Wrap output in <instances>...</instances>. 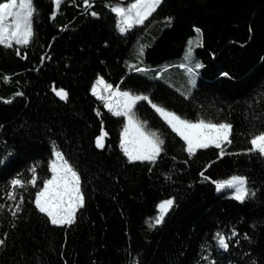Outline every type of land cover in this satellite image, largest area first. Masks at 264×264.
<instances>
[{
	"label": "trees",
	"instance_id": "1",
	"mask_svg": "<svg viewBox=\"0 0 264 264\" xmlns=\"http://www.w3.org/2000/svg\"><path fill=\"white\" fill-rule=\"evenodd\" d=\"M117 1L89 0L86 9L84 0H62L57 10L54 0H33L30 44L0 46V264H264V156L248 152L264 133V0H163L125 33L111 10ZM189 42L203 67H192L197 84L185 96L166 78L186 77ZM100 75L184 119L231 124L232 154L209 148L189 157L142 100L134 113L164 151L154 164L129 163L120 148L126 118L92 94ZM54 145L85 196L71 226L52 225L34 204L51 175ZM236 175L255 193L243 203L216 190ZM13 179L25 182L15 201L8 199ZM168 199L172 209L153 227Z\"/></svg>",
	"mask_w": 264,
	"mask_h": 264
},
{
	"label": "snow or ice",
	"instance_id": "2",
	"mask_svg": "<svg viewBox=\"0 0 264 264\" xmlns=\"http://www.w3.org/2000/svg\"><path fill=\"white\" fill-rule=\"evenodd\" d=\"M57 10H59L62 0H54ZM163 0H135L127 9L122 7H113L111 10L117 15V27L121 33L131 29L134 25H141L152 15L153 12L161 5ZM85 8L90 7L89 0H84ZM36 13L33 0H8V2L0 3V46L11 48L13 44L28 46L34 36L33 19ZM93 16L95 12L91 13ZM170 19V18H169ZM199 32V29H197ZM17 55L20 50L17 49ZM26 58V57H25ZM187 59L191 58V50H189ZM186 67V65H182ZM203 65L196 63L195 69L202 68ZM143 71V69H137ZM189 73H193L192 67H187ZM108 93L105 107L114 116H123L126 118L120 148L127 157L129 163L140 161L154 164L164 151V141L154 132H146L144 125L136 118L133 109L138 101L148 100L146 96L132 95L129 92H120L114 90L113 86L107 84L103 78H99L92 88V94L98 99L104 101L106 97L101 94L100 87ZM53 91L61 100L68 99V93L64 89L57 90L53 87ZM112 97H118L115 103ZM10 102V101H9ZM150 102V101H149ZM152 107L159 113L173 132L183 140L185 151L189 157L195 156L198 150L215 148L219 150V156L232 153L226 152V147L232 144V125L229 123H215L211 120L199 119L195 122L181 118L173 112H169L162 107L153 104ZM106 132L101 133L96 139L98 148L104 147V139ZM250 153H257L264 156V133L253 136L250 140ZM55 159L50 165L52 176L43 182V187L37 191L34 204L36 209L45 215L50 223L55 226H71L75 223L77 212L85 206V196L81 188V179L77 171L64 158L60 152H55ZM33 178L30 183L36 186L35 168L32 169ZM203 175V173H201ZM207 179V177H205ZM247 179L241 176H233L227 181L216 182V190L234 189L233 198L243 203L250 196H254V192H250L247 188ZM12 192L8 194V199L15 201L17 196L15 190L24 188L25 182L20 179L11 181ZM23 203V197L20 198ZM174 205L173 199L162 201L158 207V215L152 225L163 223L165 216ZM17 210L19 204L16 205ZM13 215L16 213L13 212ZM233 235H236L233 232ZM218 243L220 247L227 248L228 243L223 234L217 233ZM4 243L0 240V245Z\"/></svg>",
	"mask_w": 264,
	"mask_h": 264
},
{
	"label": "rangeland",
	"instance_id": "3",
	"mask_svg": "<svg viewBox=\"0 0 264 264\" xmlns=\"http://www.w3.org/2000/svg\"><path fill=\"white\" fill-rule=\"evenodd\" d=\"M132 3H135V0H132V1H129V0H127L126 1V3H121V1L120 0H118L116 3H115V5L116 6H113V7H122V8H125V9H127L128 8V6L130 5V4H132ZM127 32V31H126ZM125 33V32H124ZM198 39H200V38H198ZM189 50H191V58L190 59H187L186 57L188 56V53H189ZM193 56H195V49H194V46L193 45H191V43L189 42L188 43V45H187V48H186V51H185V58L184 59H186L185 61L191 66V67H193L194 68V65H195V63H194V61H192V58H193ZM197 77H198V75H197V73H196V71L194 70L193 71V73H189L188 71L186 72V77H183V78H181V79H183L182 80V82H176V80L174 79V78H170V77H167L166 78V80H168V82L171 84V86L172 87H174V88H176L177 90H179L183 95H185V96H190L191 94H192V92H193V90H194V87L196 86V84H197ZM99 78H103V80L106 82V83H108L107 82V80L103 77V76H98V78H97V80L99 79ZM97 80H95V82H94V85L96 84V81ZM108 84H110V83H108ZM93 85V86H94ZM111 85V84H110ZM100 92H101V94L102 95H104V91H103V87L101 86L100 87ZM124 92H129V93H131L132 95H138V96H146V97H148V100H146V101H150L149 103L151 104V106L153 105V104H155V105H157L158 107H162V108H164L165 110H167V111H169V112H173V111H171V110H169V109H167V108H165L164 106H161V105H159V104H156V103H154L152 100H151V98L149 97V95H147V94H143V93H132V92H130V91H127V90H124ZM118 99V98H117ZM116 99V100H117ZM139 102V101H138ZM137 102V103H138ZM155 110V109H154ZM173 113H175V112H173ZM159 114V113H158ZM176 114V113H175ZM160 115V114H159ZM176 115H178V114H176ZM161 116V115H160ZM179 116V115H178ZM162 117V116H161ZM181 117V116H180ZM135 118H136V115H135ZM163 118V117H162ZM182 118V117H181ZM137 119V118H136ZM164 119V118H163ZM184 119V118H183ZM187 120V119H186ZM189 121H191V120H189ZM193 122H195V121H193ZM141 124H143L144 125V123L141 121L140 122ZM223 123H227V122H223ZM145 126V125H144ZM123 130H124V128L122 129V132L121 133H123ZM144 130L146 131V132H150V131H148L147 129H146V127H144ZM60 152V153H62L61 152V150H59V148L57 147V146H55L54 145V148H53V154H52V159H51V161H50V165H51V163H52V161L55 159V155H54V153L55 152ZM63 154V153H62ZM64 156V155H63ZM65 158V157H64ZM70 164V163H69ZM73 167V166H72ZM74 168V167H73ZM75 170V169H74ZM78 173V172H77ZM79 175V174H78ZM51 176H52V173H51V175H50V177L48 178V179H50L51 178ZM236 176H238V175H236ZM240 176V175H239ZM233 177V176H232ZM241 177H244V176H241ZM246 178V177H245ZM247 188H248V186H247ZM223 191H227V193H228V195L229 196H231V197H233L234 196V189H224V190H222V191H219V192H223Z\"/></svg>",
	"mask_w": 264,
	"mask_h": 264
},
{
	"label": "crops",
	"instance_id": "4",
	"mask_svg": "<svg viewBox=\"0 0 264 264\" xmlns=\"http://www.w3.org/2000/svg\"><path fill=\"white\" fill-rule=\"evenodd\" d=\"M107 84H108V83H107ZM113 89H114V90H116V89L119 90V88H116L115 86H113ZM119 91H120V92H124V90H119ZM108 95H109L108 93L104 92V96L106 97V100H104L105 103L107 102V97H108ZM117 98H118V97H112V102L115 103ZM133 112H134V109H133ZM136 118H137V116H136ZM137 120H138L139 122H141L138 118H137ZM121 137H122V134H121Z\"/></svg>",
	"mask_w": 264,
	"mask_h": 264
},
{
	"label": "bare ground",
	"instance_id": "5",
	"mask_svg": "<svg viewBox=\"0 0 264 264\" xmlns=\"http://www.w3.org/2000/svg\"><path fill=\"white\" fill-rule=\"evenodd\" d=\"M122 1V0H121ZM126 1V0H125ZM125 1H123V2H125Z\"/></svg>",
	"mask_w": 264,
	"mask_h": 264
},
{
	"label": "water",
	"instance_id": "6",
	"mask_svg": "<svg viewBox=\"0 0 264 264\" xmlns=\"http://www.w3.org/2000/svg\"><path fill=\"white\" fill-rule=\"evenodd\" d=\"M122 1H125V0H122Z\"/></svg>",
	"mask_w": 264,
	"mask_h": 264
}]
</instances>
